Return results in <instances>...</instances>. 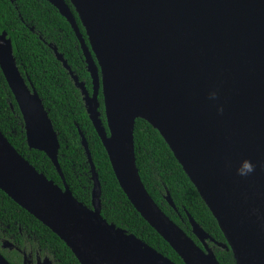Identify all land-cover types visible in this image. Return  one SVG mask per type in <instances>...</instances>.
<instances>
[{
	"label": "water",
	"instance_id": "1",
	"mask_svg": "<svg viewBox=\"0 0 264 264\" xmlns=\"http://www.w3.org/2000/svg\"><path fill=\"white\" fill-rule=\"evenodd\" d=\"M67 19L93 81L91 94L54 48L81 90L116 178L137 212L184 264H220L215 241L188 214L200 247L158 207L137 167L135 125L159 131L217 220L237 264H264V0H47ZM0 67L20 108L31 149L44 152L64 188L36 170L0 130V189L48 227L80 264H176L109 224L86 138L93 209L78 202L59 165L49 113L0 34ZM29 80V79H28ZM104 96L108 129L99 112ZM215 91L216 100L209 94ZM244 160L254 165L237 174ZM167 201L176 210L170 195ZM45 264H51L46 259ZM0 264H10L0 254Z\"/></svg>",
	"mask_w": 264,
	"mask_h": 264
},
{
	"label": "trees",
	"instance_id": "2",
	"mask_svg": "<svg viewBox=\"0 0 264 264\" xmlns=\"http://www.w3.org/2000/svg\"><path fill=\"white\" fill-rule=\"evenodd\" d=\"M75 15L88 43L84 27L70 0H64ZM8 33L14 56L27 84H33L41 97L57 133L59 165L75 199L93 209L91 165L80 131L101 183L102 216L111 225L136 236L176 264L181 257L137 212L122 190L108 153L87 112L81 90L70 72L58 60L55 49L73 73L93 93V81L75 31L60 11L47 0H0V34ZM29 79V80H28ZM100 118L108 129L104 96L99 95ZM0 130L18 153L50 181L64 188V180L53 162L27 143L24 120L0 67ZM135 152L141 179L155 203L200 247L188 214L215 241H207L220 264H237L219 224L198 190L180 165L158 130L146 120L135 125ZM170 195L176 210L167 201ZM0 254L10 264H36L49 259L51 264H80L71 249L48 227L20 207L0 189Z\"/></svg>",
	"mask_w": 264,
	"mask_h": 264
},
{
	"label": "clouds",
	"instance_id": "3",
	"mask_svg": "<svg viewBox=\"0 0 264 264\" xmlns=\"http://www.w3.org/2000/svg\"><path fill=\"white\" fill-rule=\"evenodd\" d=\"M210 100H216L217 99V93L215 91L211 92L209 94ZM255 170L254 165L249 160H244L241 164V166L237 169V174L241 177H246L249 174L253 173Z\"/></svg>",
	"mask_w": 264,
	"mask_h": 264
},
{
	"label": "flooded vegetation",
	"instance_id": "4",
	"mask_svg": "<svg viewBox=\"0 0 264 264\" xmlns=\"http://www.w3.org/2000/svg\"><path fill=\"white\" fill-rule=\"evenodd\" d=\"M46 260V259H45ZM44 260V261H45ZM44 261L38 260L36 264H45ZM51 262V261H50ZM24 264H32V262L28 261L27 259L24 261Z\"/></svg>",
	"mask_w": 264,
	"mask_h": 264
}]
</instances>
